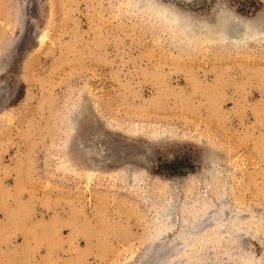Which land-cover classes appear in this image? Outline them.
<instances>
[{
  "label": "rangeland",
  "instance_id": "1",
  "mask_svg": "<svg viewBox=\"0 0 264 264\" xmlns=\"http://www.w3.org/2000/svg\"><path fill=\"white\" fill-rule=\"evenodd\" d=\"M158 5L0 0V52L19 53L0 59V264H183L177 229L206 204L246 236L208 258L204 233L200 264H264V40L207 39L218 0H175L181 29ZM228 8L250 21L264 0Z\"/></svg>",
  "mask_w": 264,
  "mask_h": 264
},
{
  "label": "bare ground",
  "instance_id": "2",
  "mask_svg": "<svg viewBox=\"0 0 264 264\" xmlns=\"http://www.w3.org/2000/svg\"><path fill=\"white\" fill-rule=\"evenodd\" d=\"M147 6H149V8H152V7L154 8V3L147 4ZM165 8H167V7H165ZM158 13L160 16H163L167 20H170L179 29H181L183 24H185L184 18H182V16H180L178 14H175L174 16L165 15L162 13L160 8L158 9ZM208 29L209 30H208L206 37H207V39L210 38L213 40L217 37H219L220 39L222 38L221 40H226L227 38H230V37H232V38L235 37L236 40L237 39L244 40L247 37H249V35H251L253 33L254 34L258 33L255 31H251L249 29V27H247L245 24H240V23H237L235 20L229 19L227 16L223 15L222 13L219 14L218 23L212 28L210 26V28H208ZM224 36H227L226 39ZM202 37H204V36H202ZM161 136H163V135H161ZM221 200H223V199H220V201ZM227 201H228V199H227ZM224 211L225 212H223L222 210H219L218 207L214 206L213 204H210V205L206 204L203 206V208L201 210L197 209V207H194L192 209V212L189 214L188 219H187V216L184 217V220L181 223V228H179V230L177 231V232H180V236H179L180 252L179 253L181 255L180 256L181 257V263L183 262V264H184L186 259H190V261H192L193 264H200L202 262V261H200V259L202 258V256H206V255H202L205 251L203 253L201 252L202 243H203L201 240V238H203V237H201V235H203L204 233H207L205 235L206 236L205 239L208 241H206V245L205 244L203 245V248H206V250L208 249V251H209L208 258L212 257L211 253H212V249H213V241H214V238L216 236H218L220 234L229 235V236L233 235V236L237 237L238 240L240 239V241L242 240V238L244 240V237L246 236V235H244V231H243L244 224L242 223L239 225H235L233 228L231 226L228 227V225L230 224V221H231V220H229V218L231 219V217H229L230 211L228 209H224ZM159 214H160V218H161V224H164V226H166V227L169 225H171L173 227L174 224L172 222H174L175 220L173 221L174 216H172L173 212H172L171 205L163 206L161 208ZM242 214L243 213L240 214V213L235 212L234 217H236V219L238 218L239 220H243L244 216ZM246 215H247V213H246ZM231 216H232V214H231ZM233 221H234V219H233ZM225 223L227 224L226 228L225 229L221 228V226H223L221 224H225ZM215 224L216 225L219 224L220 225L219 228L215 229V227H216V226H214ZM171 243H173V241L168 242V244H171ZM240 243H242V242H240ZM164 244H166V243H164ZM158 247H163V243H159ZM208 251H207V254H208ZM160 252H162V251H160ZM155 256H156V254H155ZM208 262L212 264L213 260L211 259ZM148 263H150V262H148Z\"/></svg>",
  "mask_w": 264,
  "mask_h": 264
},
{
  "label": "snow or ice",
  "instance_id": "3",
  "mask_svg": "<svg viewBox=\"0 0 264 264\" xmlns=\"http://www.w3.org/2000/svg\"><path fill=\"white\" fill-rule=\"evenodd\" d=\"M169 4L171 5L168 8H165L163 5H158L162 11L163 14L174 16L176 12L178 11L174 4L175 0H169ZM218 8L221 11V13L225 16H227L229 19L235 20L237 23L245 24L251 31L258 32L264 40V13H261L258 17H255L254 19L250 21H244L240 20L239 18H236L231 15L230 9L228 8V0H218ZM184 21L186 23H190L191 20L188 17H184ZM27 37H25V43L27 42ZM18 51L14 45H9L6 49H4L2 52H0V59H3L5 62H8L9 60L15 58L18 55ZM10 97V89L7 87L0 88V105H4L5 101L9 99ZM80 114H83L84 119L79 120L81 131L86 134L90 135L94 131L97 132L98 130L93 127L92 124V116L87 112L86 109L83 107L79 110L78 116ZM179 229H177L178 231ZM156 264H171L170 261L163 260V261H157Z\"/></svg>",
  "mask_w": 264,
  "mask_h": 264
}]
</instances>
